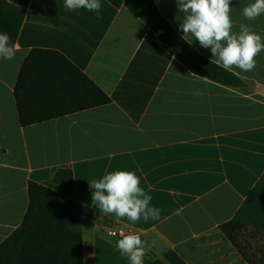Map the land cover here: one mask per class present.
<instances>
[{"label":"crops","instance_id":"obj_1","mask_svg":"<svg viewBox=\"0 0 264 264\" xmlns=\"http://www.w3.org/2000/svg\"><path fill=\"white\" fill-rule=\"evenodd\" d=\"M8 1L26 16L15 58L0 59V245L24 220L29 183L57 190L64 168L83 206L84 264H130L115 248L119 230L146 242L143 264H250L221 226L236 221L264 234V51L254 71L233 72L243 86L228 87L181 63L123 0H100V20L68 11L64 0ZM154 1L182 36L176 0ZM252 2L232 0L230 17L235 30L250 23L264 36V15L242 16ZM34 49L65 56L111 102L22 127L14 89ZM117 170L137 175L159 219L132 222L92 204L89 181Z\"/></svg>","mask_w":264,"mask_h":264},{"label":"trees","instance_id":"obj_2","mask_svg":"<svg viewBox=\"0 0 264 264\" xmlns=\"http://www.w3.org/2000/svg\"><path fill=\"white\" fill-rule=\"evenodd\" d=\"M123 1L127 10L147 24L185 66L221 85L243 86L236 74L204 58L185 41L161 14L154 0ZM25 16V9L0 0V32L8 33L14 45ZM14 95L22 127L111 102L110 97L65 56L43 49L29 53L20 69ZM54 183L57 190L29 183L28 210L22 224L0 245V264H84L83 206L74 198L73 172L59 169ZM221 229L242 256L250 264H256L251 257V244L245 237L248 228L231 221ZM152 264L162 263L154 261Z\"/></svg>","mask_w":264,"mask_h":264},{"label":"clouds","instance_id":"obj_3","mask_svg":"<svg viewBox=\"0 0 264 264\" xmlns=\"http://www.w3.org/2000/svg\"><path fill=\"white\" fill-rule=\"evenodd\" d=\"M178 12L183 14L179 29L182 38L188 43L198 41L200 46L210 49L214 62L225 71H254L255 57L264 51V36L254 31L250 23H239L230 17L232 0H176ZM68 11L85 9L96 13L97 20L102 5L100 0H64ZM264 15V0H254L242 6V16L246 21H254ZM189 36L193 39L189 40ZM15 45L12 37L0 32V59H14ZM194 95H202L199 90ZM93 189L91 202L103 215L115 214L127 217L132 222L143 219L156 220L160 209L150 206L152 196L140 187V179L130 171L117 170L106 173L98 180L89 181ZM146 242L138 234L123 235L115 243V248L126 256L130 264H143L146 255Z\"/></svg>","mask_w":264,"mask_h":264},{"label":"rangeland","instance_id":"obj_4","mask_svg":"<svg viewBox=\"0 0 264 264\" xmlns=\"http://www.w3.org/2000/svg\"><path fill=\"white\" fill-rule=\"evenodd\" d=\"M245 237L251 244V257L255 263L264 264V234L247 230Z\"/></svg>","mask_w":264,"mask_h":264},{"label":"built area","instance_id":"obj_5","mask_svg":"<svg viewBox=\"0 0 264 264\" xmlns=\"http://www.w3.org/2000/svg\"><path fill=\"white\" fill-rule=\"evenodd\" d=\"M122 234L123 235H127V234H129V233H126V232H124L123 230H119L118 231V235L122 238Z\"/></svg>","mask_w":264,"mask_h":264},{"label":"water","instance_id":"obj_6","mask_svg":"<svg viewBox=\"0 0 264 264\" xmlns=\"http://www.w3.org/2000/svg\"><path fill=\"white\" fill-rule=\"evenodd\" d=\"M147 19H148V21H151V19H150V16H149V15H147Z\"/></svg>","mask_w":264,"mask_h":264}]
</instances>
